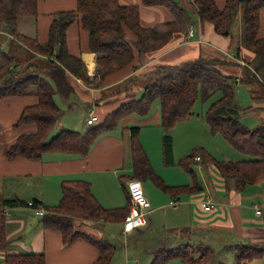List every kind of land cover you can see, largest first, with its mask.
<instances>
[{"label":"crops","instance_id":"1","mask_svg":"<svg viewBox=\"0 0 264 264\" xmlns=\"http://www.w3.org/2000/svg\"><path fill=\"white\" fill-rule=\"evenodd\" d=\"M119 1L122 5L140 7L144 27H153L175 19L173 12L164 6H148L142 0ZM187 1L193 4V0ZM216 2L223 7L226 0H216ZM76 6L77 0H38V13L30 16L36 31L33 33L34 36L30 37L46 42L55 14L75 9ZM192 16L193 22L202 23L197 13ZM261 18L260 35L264 36V9ZM126 35L130 42L137 39L136 34L127 27ZM239 39L219 34L212 22L205 21L201 29L197 28L194 37H189L187 33H177L164 49L154 53L140 55L134 48V60L100 80L97 74V53L90 50L89 31L77 20L67 30L68 50L70 54L82 59L89 80L85 81L69 73L73 92L69 96L58 92L54 95L61 109L56 126L61 121V130L71 129L85 133L87 131L85 126L88 124L82 127L77 123L79 120L69 121V117L66 116L67 111L75 107L74 105L91 101L92 105L89 109H94L99 117L98 122H102L109 114L119 110L124 103L138 99L142 87L141 89L131 88L135 90L125 93L126 90L122 88V85L132 80L134 76L149 72L150 66L180 64L196 59L200 55L209 58L212 54L232 53ZM244 52L245 57L253 58L250 51ZM234 54L236 55V52ZM88 59L92 60L93 67L89 65ZM244 62L247 61L244 59ZM246 88L249 89L248 86ZM239 91L240 97L245 99L246 94L241 89ZM57 94L66 98L63 105L59 103ZM214 97L203 100H208V103L203 105L200 117L195 116L194 111L192 116L179 121L171 129L169 132L172 139L170 161H167L165 157L160 103H156L148 116L131 115L113 130L99 135L85 156L46 152L39 159H31L24 155L10 158L7 152L15 140L21 134L32 133L37 128L35 124L29 123L15 125L24 108L37 104L39 98L35 94H22L0 99V193L5 197H18L28 201L37 198L46 209L48 206H56L60 203L64 181L84 180L90 183L92 193L103 207L107 209L125 207L129 202L127 184L132 180L134 169L131 127L137 125L141 127L140 141L150 158L153 169L168 188L163 189L151 179L142 181L152 203L151 210L147 213L148 222L144 226L125 232L126 217L125 220L117 222L82 220L81 225L77 226L79 230L101 237L109 243H111L109 238L113 234L126 236L128 243L135 242L138 239L136 234L139 233H143L144 236L156 235L155 245L145 249H140L138 246L134 248L135 254L141 256L136 264H151L154 252L162 246L178 247L185 241L178 238L182 234L190 236V240L195 244L212 246L217 250L220 244L229 247L246 242H264V173L254 183L236 189L233 181L226 183L214 165H198L197 170L204 187L191 192L178 191L191 186L193 181L189 171L180 161L199 145L219 161L257 159L255 156L238 151L221 133L212 132L206 115L210 106L216 101L210 103L209 100ZM248 98V103L244 107L253 104L250 93ZM256 105L262 108L264 104L258 102ZM80 107L83 108V105ZM259 111L264 112V109ZM250 116L244 118V124L254 127L259 120L255 121ZM65 120L68 122L65 123ZM198 125L203 130L202 141L196 140ZM209 194L216 206L212 210H205L201 201ZM257 207L262 209L260 214L256 212ZM6 235L9 241L6 253L44 252L46 264H92L99 256V249L84 239L79 238L65 244L62 232L57 228H46L43 216L37 215L31 206H17L9 209L6 218ZM4 259L5 252L0 251V264H4ZM127 262L131 263L130 259ZM167 264L185 263L173 260Z\"/></svg>","mask_w":264,"mask_h":264},{"label":"trees","instance_id":"2","mask_svg":"<svg viewBox=\"0 0 264 264\" xmlns=\"http://www.w3.org/2000/svg\"><path fill=\"white\" fill-rule=\"evenodd\" d=\"M142 1L148 6L169 8L175 19L153 27H144L138 5H122L119 0H77L75 9L55 14L48 40L40 42L37 38L21 33L18 26L21 18L37 15L38 0H0V35L14 34V37L17 36L22 41H30L31 44L34 42L37 46L23 64L15 56L17 61L14 62L15 58L6 55L0 48L3 56L0 64V99L22 94H35L39 98L37 104L24 108L15 125L35 124L36 130L21 134L9 147L8 156L13 158L24 155L31 159H39L46 152L85 156L99 135L113 130L131 115L148 116L156 103H160L165 157L170 161L171 129L179 121L193 115L194 105L199 97H210L220 91V98L210 106L206 115L212 132L221 133L238 151L255 156L257 159L219 161L199 145L180 161L189 171L193 181L191 186L178 191L191 192L204 187L197 170L198 165H214L226 183L233 181L236 189L254 183L264 173V121L249 127L244 124L242 118L248 113L264 109V105L262 108L256 105L258 102L264 104V98L255 87L260 83L264 92V71L256 64L261 58L260 67H264V36L260 35L264 0H226L223 7H220L216 0H193L200 22H212L215 30L223 36L232 34L234 19L240 11V6L245 9L241 41L254 54L251 59L245 57L250 69L247 77L238 73H235L238 76H234L220 69L219 65L224 64L226 59L219 58L201 56L180 64L159 65L148 76L138 99L124 103L119 110L109 114L85 133L63 129L53 135L57 118L61 113L54 95L58 92L69 96L73 92L69 73L85 81L89 80L82 59L70 54L68 50L67 30L72 23L78 20L81 26L89 31L90 50L97 53V74L100 80L134 60V48L140 55L154 53L164 49L177 33H188V28L194 19L179 2ZM126 27L136 34V40L130 42L127 39ZM35 52L42 57L47 56L48 59L37 57ZM44 60L45 63L47 62L45 67ZM241 84L250 85L248 90L253 100L252 105L243 108L237 106V94ZM140 129L141 127L137 125L131 127L134 168L131 179L142 181L151 179L163 189H167L168 186L155 173L150 158L141 144ZM62 191L60 203L46 208V214L43 216L44 226L59 229L65 244L81 238L96 246L99 249V256L92 264H110L114 255V245L101 237L79 230L75 227V221L77 218L93 221H123L130 213L129 194V202L125 207L107 209L92 193L88 181H64ZM207 198L212 199L210 194ZM32 202L33 207L42 205L41 200L37 198L32 199ZM17 206H29V201L18 197H5L0 193V251L5 252L4 264H46L44 252L6 253L9 241L6 235L5 210ZM185 243L181 242L178 247H160L154 252L151 264H167L173 260H180L185 264H217L214 261L215 249L212 246L201 245L200 249H196L190 242ZM261 243L264 245V242ZM257 244L246 242L237 245L235 264H244L242 263L244 256L247 259L246 264L253 259L264 257L262 247H260L261 255L252 258L249 256Z\"/></svg>","mask_w":264,"mask_h":264},{"label":"rangeland","instance_id":"3","mask_svg":"<svg viewBox=\"0 0 264 264\" xmlns=\"http://www.w3.org/2000/svg\"><path fill=\"white\" fill-rule=\"evenodd\" d=\"M175 1L179 2L186 10H188L191 13V15H195L196 12H195L194 4L188 2L187 0H175ZM240 7H241L240 11H239V13H237V15H236V17L234 19V24H233V27H232V34L230 36H225V37L236 38L237 40L239 38L242 39V29L244 27L243 11H245V9L242 8V5ZM18 24H19V31L20 32H22V33L24 32L25 35L34 36L33 33H34V31H36V28L32 24V17H29V16L23 17V18L20 19ZM191 24H194L196 26L195 27L196 32H197V28L201 29L202 23L193 22ZM236 46H238V47H236ZM236 46L233 47L234 50H233L232 53H227L225 55H214V54H212L211 57H209V58H219L220 60L226 59V61H224L225 62L224 64L219 65L220 69L222 68L223 70H225L226 73H231V74L238 73L239 75L245 74L244 76L247 77V72H248V69H249L248 65L249 64H248V62H244V59H245V56H244L245 52L244 51L245 50L247 51L249 48H247L245 46V43L243 41H241V40L238 41V43H236ZM0 48H2L4 50V53L6 55H11L13 58L18 57L20 59L21 64H23V63H25V61L30 56V53L32 51L34 52V50H35V48H37V46H36V44L34 42L31 44L30 41H26V40L22 41L21 38H19L17 36L14 37V34H1L0 35ZM1 52H2V50L0 51V64H2V57H3L1 55ZM234 52H236V55L234 54ZM35 54H36V56L38 55L37 57L48 59V57L45 56V55H43V57H42V55L37 53V52H35ZM201 56H203V55H200L199 57H201ZM251 57H254L253 53H252ZM249 59H251V58L249 57ZM16 61H17V59L15 58L14 62H16ZM245 61H246V59H245ZM260 62H261V58L259 59V62L256 63V64H258L259 69L262 68V70L264 71V67H260ZM43 63H44V67H45L47 65V62L45 63V60H44ZM156 69H157V66H155V65L150 66L148 68L149 72H147V73L144 72L140 76H136V77L134 76L132 78V80H129V81L125 82L122 85V88H124L126 90L125 93H131V92H133L135 90V89L131 90V88L141 89V87H143L145 85V83H146V81L148 79V76L151 73H153ZM233 75L234 76H238L236 74H233ZM247 86L250 89V85H247ZM247 86H244V87L240 86V89L247 96L245 99H242L240 97V94H239L240 91L237 94V106L239 108H243L248 103V100H249L248 95H249L250 92L248 93V90L246 88ZM255 87L257 88L260 96H262L264 98V92H263L261 84L258 83V85L257 84L255 85ZM143 89H144V87L142 88L141 92L143 91ZM218 93H219V96H220V91H217V92L213 93L210 97H202V96H201V98L199 97L198 101H197V104H196V107H195V110H194L195 111V116H199L200 117L201 116V109H202L203 105L205 103H208V100L207 101H203V100L210 99L212 96H215L212 100H209L210 103H212V101L219 99V96H217ZM11 96H14V95H11ZM11 96H9V97H11ZM137 96H139V94ZM57 99H58L59 103H61L62 105L65 103V100H66V98L63 97L61 94H57ZM80 105H83V108H81ZM91 105H92L91 101H83V102H81L79 104L74 105L75 107H72L71 109H69L67 111L68 113H67L66 116L69 117L68 120L70 121L71 119L72 120H74V119L76 120L77 119V120H79V121H77V123L79 125H82V127H83V125L87 124V118L86 117L89 116ZM87 111H88V113H87ZM255 113H248L247 115H245L242 118V121L244 122V118L246 116H248V115H251L250 116L251 119H254L255 121L259 120L258 124L263 122L264 121V112H261V111L258 110ZM101 117H103V116H101ZM68 120H65V123H67ZM60 123H61V121L59 122V124H57V126H56V128H55V130L53 132V135H56V134H58L61 131L60 127H62V125H60ZM95 125H97V124L89 125V126L86 125L85 129L88 130L89 128H91V127H93ZM196 131H197L196 132V140L197 141H202L203 130H202V128L199 125L196 128ZM82 220H84V219H80V218L76 219V221H75V227L76 228H77L78 225H81V221ZM87 221L91 222L92 220H87ZM155 233H157V232L155 231ZM136 236H137L138 239L135 242H130V243L127 242L126 236L119 235V234H116V235L113 234L112 236H110L109 241L115 247V252H114V255H113V258H112L110 264H136L137 259H140L141 256H138V255L135 254V252H134L135 249L134 248H136V246H138V247H140V249H145V248H148L150 246L155 245L154 238L156 237V235L144 236L143 233H139V234H136ZM189 237L190 236H188L186 234L184 236L182 234L178 238H181V240H185V241H183L184 243L185 242H190L191 245L194 246V248H196V249H198L201 245H203V244H195V242H192L190 240L191 238H189ZM106 243H108V242H106ZM256 243H258L255 246L257 249L254 248V250L249 253V256L251 258L254 257L255 255L259 256V255L262 254L260 247L264 248V245L261 242H256ZM186 244L187 243H185V245ZM185 245H183V246H185ZM222 245L223 244H220V246H218L219 247L218 250L215 249L216 256H215L214 261L217 262V264H235V255L237 253V250H236L237 245L236 246H229V247H225L224 245L223 246ZM128 259H130L131 263L127 262ZM242 261H243L242 263H244V264L247 263L246 262L247 259H246L245 256L243 257ZM248 264H264V257L253 259L250 262H248Z\"/></svg>","mask_w":264,"mask_h":264},{"label":"built area","instance_id":"4","mask_svg":"<svg viewBox=\"0 0 264 264\" xmlns=\"http://www.w3.org/2000/svg\"><path fill=\"white\" fill-rule=\"evenodd\" d=\"M195 27L196 26L194 24H191L188 28L189 37H194L196 35ZM98 121L99 117L96 114V111L94 109L90 110L89 117L87 118V124L94 125L97 124ZM197 159H199V157H197ZM127 192L130 196L131 208L129 215L124 222V231L131 232L135 228L147 224V213L151 210L152 203L147 196L144 184L140 179H132L129 181L127 184ZM29 206L34 208L35 213L39 216H44L46 214V209L44 206L39 205L37 207H33L32 200L29 201ZM202 206L205 210H212L215 208L216 203L212 199L207 198L202 201ZM256 212L260 214L262 212L261 208L257 207ZM5 214H9V209L5 210Z\"/></svg>","mask_w":264,"mask_h":264},{"label":"bare ground","instance_id":"5","mask_svg":"<svg viewBox=\"0 0 264 264\" xmlns=\"http://www.w3.org/2000/svg\"><path fill=\"white\" fill-rule=\"evenodd\" d=\"M238 52H239V51H238ZM88 62H89V65H90L91 67H93V66H94V64H93L92 60L88 59Z\"/></svg>","mask_w":264,"mask_h":264}]
</instances>
